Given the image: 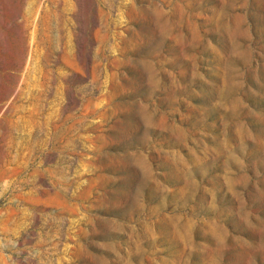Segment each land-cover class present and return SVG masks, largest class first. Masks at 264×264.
Masks as SVG:
<instances>
[{
    "label": "rangeland",
    "instance_id": "374dc122",
    "mask_svg": "<svg viewBox=\"0 0 264 264\" xmlns=\"http://www.w3.org/2000/svg\"><path fill=\"white\" fill-rule=\"evenodd\" d=\"M0 264H264V0H0Z\"/></svg>",
    "mask_w": 264,
    "mask_h": 264
}]
</instances>
